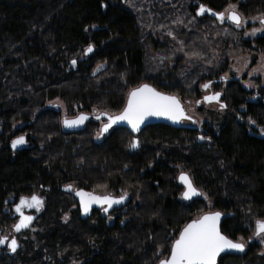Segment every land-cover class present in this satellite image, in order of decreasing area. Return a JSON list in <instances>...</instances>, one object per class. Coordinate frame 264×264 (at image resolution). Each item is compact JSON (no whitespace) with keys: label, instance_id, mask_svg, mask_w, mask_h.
<instances>
[{"label":"trees","instance_id":"obj_1","mask_svg":"<svg viewBox=\"0 0 264 264\" xmlns=\"http://www.w3.org/2000/svg\"><path fill=\"white\" fill-rule=\"evenodd\" d=\"M129 2L0 0V235L12 232L14 202L44 197L34 230L17 234L18 248L2 253L0 264H158L184 225L205 213L220 212L221 231L234 241L248 238L254 219H264V102L237 81L223 88L225 108L198 109L211 119L201 129L191 117L189 124H153L137 134L115 127L99 139L98 120L63 130L53 100L69 116L75 110L116 114L143 83L178 98H199L194 78L221 88L226 60L216 69L182 68L177 77L172 70L156 73L155 65L147 69L149 54L160 48ZM229 4L244 17L264 13V0L185 3L191 11L204 5L215 12ZM206 18L213 20H198ZM236 42L234 53L264 56V34ZM89 45L93 51L85 54ZM201 71L209 73L200 77ZM20 136L26 143L12 150ZM134 139L136 149L130 147ZM180 172L206 199H181ZM66 185L127 193V201L108 215L94 211L81 219ZM217 264H264V250L248 241L243 252L226 253Z\"/></svg>","mask_w":264,"mask_h":264},{"label":"rangeland","instance_id":"obj_2","mask_svg":"<svg viewBox=\"0 0 264 264\" xmlns=\"http://www.w3.org/2000/svg\"><path fill=\"white\" fill-rule=\"evenodd\" d=\"M185 3L187 4V0H130L128 6L137 16L142 27L153 34L152 45H157L160 48L155 53L151 52L149 54L147 69L148 65H155L154 71L156 73H166L172 70L173 77H177L182 68H184L185 73H189L190 69L192 67L196 68L198 64L200 67L207 65L208 68L216 69L220 68L223 61L226 60L224 61L227 63L226 71L218 78L222 81L221 88L218 89L215 85H212L208 91H203L202 85L209 83V80L202 79L197 83V79L194 78L192 84L197 86V90L200 92L199 98L190 96L180 98L187 115L196 118L197 128L201 129L203 122L211 121V119L200 117L198 109L202 108L203 113L206 114L211 111H218L220 108V104L217 103H204L202 100L204 95L217 91L222 93L224 86L230 80L237 81L245 90L252 91V99L261 98L264 102V95H259V92L264 94V56L258 54L255 58L246 53H234L236 51V41L237 39L239 41L240 37L242 40H253L264 34V25L260 23V17L264 16V13L251 17L241 15L244 23L241 28H236L227 20L224 23H218L214 19L210 21L207 18L204 21L198 20L200 17L195 14V10L188 9ZM229 5H235L237 10V4ZM229 5L223 10L225 16H227L226 10ZM253 29H259V31L255 35H251ZM253 59H255L254 63H252ZM160 65L165 68L163 72L159 69ZM175 68H177L176 71ZM208 73L209 71H201L199 76H206ZM222 77L224 79H221ZM197 101H201V103L197 104ZM222 102L225 104L224 101ZM50 104L60 110L61 119L75 117L80 113L75 110L74 115L69 116L59 100H53ZM101 122L99 120V126ZM182 122L183 124H189L185 121ZM200 193L202 192L200 191ZM99 194H110V192ZM200 197L206 199V194L202 193ZM41 199L44 201V197H41ZM108 220H111V218ZM257 220L264 219H254L248 238L238 237L236 242L244 243L245 248L248 246V241L257 242L261 246V251H263L264 243L261 242L260 237L255 236ZM28 230H34L32 225Z\"/></svg>","mask_w":264,"mask_h":264},{"label":"snow or ice","instance_id":"obj_3","mask_svg":"<svg viewBox=\"0 0 264 264\" xmlns=\"http://www.w3.org/2000/svg\"><path fill=\"white\" fill-rule=\"evenodd\" d=\"M227 16L224 12H212L211 9L200 5L197 15H202L206 12L215 16L221 22L227 20L236 28H241L244 23L241 14L236 10L235 5H229L226 10ZM260 23L264 25V16L260 17ZM259 29H253L251 35H255ZM171 35V33H169ZM247 35V33H246ZM93 47L91 45L85 50V54L91 53ZM75 66L76 61H72ZM221 79H224L223 77ZM211 87V83L202 85V88L207 90ZM220 93H213L205 95L203 102L211 103L218 102ZM197 104L201 101H197ZM223 109L226 107L220 104ZM101 116L107 118V123H104L99 130L97 138L99 139L104 133H107L113 125L125 122L131 127L133 132L140 131L141 124L148 117H163L168 120L178 123L181 120H189L191 117L185 114L180 101L175 96L165 95L158 92L155 88L149 85H141L140 87L128 93L127 102L119 115H111L107 112H102L97 115L95 119L100 120ZM89 117L81 113L73 119L65 118L63 125L66 128L79 127L84 124ZM195 123V121H193ZM254 123V122H253ZM203 139V137H201ZM26 143L24 136L12 140L11 147L16 149ZM139 146V141L132 140L130 147L136 149ZM179 182L184 186L182 197L184 200H191L193 197L200 196V193L193 185L190 177L181 172L178 176ZM98 187H106L104 185ZM66 191H73L72 185L65 186ZM75 195L79 197L80 208L84 214H88L93 205L105 206L103 211L108 212L115 204H121L126 199L127 193L115 198L109 194H96L95 192H85L83 189H75ZM206 198V197H205ZM44 201L40 196L32 194L29 197L21 196L19 203L15 205L14 212L18 215V222L13 225V231L19 233L22 229L28 228L34 217L26 215L25 209H35L39 212L43 206ZM220 212H210L200 216L198 219L192 220L190 223L184 225L180 230L178 238H176L170 247V254L168 257L159 260V264H217V257L226 250H237L243 252L245 249L244 243L234 242L227 235L223 234L220 228ZM255 236L261 238L264 243V220L256 221ZM0 246H7V248L15 252L18 247V242L15 237L11 239L8 236H0Z\"/></svg>","mask_w":264,"mask_h":264},{"label":"water","instance_id":"obj_4","mask_svg":"<svg viewBox=\"0 0 264 264\" xmlns=\"http://www.w3.org/2000/svg\"><path fill=\"white\" fill-rule=\"evenodd\" d=\"M198 11H199V9H198ZM212 12H215V11H213L212 10ZM207 14H209L210 16H212V17H215L214 15H212V14H210V13H208V12H206ZM149 85L150 87H152V88H154L152 85H150V84H148V83H143V84H141V85ZM141 85H139V86H137L136 88H138V87H140ZM136 88H134V89H136ZM134 89H132V90H134ZM131 90V91H132ZM157 90V89H156ZM158 92H161V91H159V90H157ZM161 93H163V94H165V95H169V96H175V95H171V94H168V93H164V92H161ZM127 97H128V95H127ZM175 97H177V96H175ZM178 98V97H177ZM178 100L180 101V103H181V106H182V108L184 109V107H183V103L181 102V100H180V98H178ZM126 102H127V98H126V101H125V105H126ZM205 103V102H204ZM206 104H208V103H206ZM124 105V106H125ZM124 108V107H123ZM123 110V109H122ZM121 110V111H122ZM185 110V109H184ZM120 111V112H121ZM119 112V113H120ZM81 113H83V114H86L88 117H89V119L88 120H90L91 118H93V119H95V117L97 116V115H100V113L99 114H97V115H94V116H91L90 114H87V113H84V112H81ZM81 113H79L78 115H80ZM119 113H117V114H114V115H119ZM185 114L187 115V113H186V111H185ZM78 115H76V116H78ZM75 116V117H76ZM188 116V115H187ZM75 117H72V118H67V119H73V118H75ZM190 117V116H189ZM65 119V118H64ZM64 119H62V128H63V130L64 131H66V132H75V131H79V130H81L83 127H84V125H85V123L88 121V120H86L85 122H84V124L83 125H81V126H79V127H73V128H66V127H64V125H63V121H64ZM97 120V119H96ZM100 120H103L104 121V123H107V118L106 117H104V116H101V119ZM182 121H192V118L191 119H189V120H181L180 122H178V123H174L173 121H171V120H168V119H166V118H163V117H148L145 121H144V123L143 124H141V126H140V131L144 128V127H146V126H149V125H153V124H165V125H170V126H175V127H177V126H179L180 125V123L182 122ZM103 123V124H104ZM102 124V125H103ZM102 127V126H101ZM115 127H124V128H126V129H128L131 133H133V134H137V133H139L140 131H138V132H133L132 130H131V127L129 126V125H127V123H125V122H120V123H117V124H115V125H113L112 126V128H115ZM112 128H110L109 130H111ZM109 132V131H108ZM107 132V133H108ZM107 133H104L103 135H105V134H107ZM21 146H18L16 149H13L12 147V150H17V149H19ZM185 173V172H184ZM187 174V173H186ZM180 175V173L178 174V176ZM188 175V174H187ZM178 176H177V183L183 188V191H184V186L179 182V180H178ZM189 176V175H188ZM190 177V176H189ZM191 179V178H190ZM194 185V184H193ZM195 187V186H194ZM196 188V187H195ZM197 189V188H196ZM198 190V189H197ZM85 191V190H84ZM183 191H182V193H183ZM199 191V190H198ZM85 192H87V191H85ZM200 192V191H199ZM182 193H181V199L183 200V201H186V202H188V201H191V200H193V199H196V198H199L200 196H196V197H193L191 200H184L183 199V197H182ZM110 195V194H109ZM72 196H73V198L75 199V201L77 202V204H78V210H79V213H80V217H81V219H87V218H89L90 216H91V214H92V212L94 211V210H100V209H102L103 210V207H106V205L105 206H103V207H101V206H97V205H93L92 206V208L90 209V211H89V213L88 214H84L83 212H82V210H81V208H80V201H79V197H77L76 195H75V189L72 191ZM111 196H113V195H111ZM113 197H115V198H119L120 196H113ZM126 201H127V198L124 200V202L123 203H121V204H115V205H113L112 206V208H110L109 210H108V212L107 213H105L104 211V215H108L109 213H111L113 210H115V209H119V208H121V207H123L124 206V204L126 203ZM18 203H19V201H18ZM14 208H15V206H14ZM28 210H30V209H28ZM205 214H207V213H205ZM205 214H203V215H205ZM28 215H32L33 217H34V219H33V221L31 222V224L29 225V227L32 225V223L34 222V220H35V218H36V215H34V214H28ZM18 216V215H17ZM202 216V215H201ZM200 217V216H199ZM199 217H197V218H195V219H198ZM222 218H223V216L221 215V218H220V225H221V221H222ZM18 219H19V217H18ZM194 220V219H193ZM192 221V220H191ZM191 221H189L188 223H190ZM17 222H18V220H17ZM16 222V223H17ZM28 227V228H29ZM28 228H25V229H22L19 233H21V232H23V231H25V230H27ZM182 230V229H181ZM14 232V231H13ZM15 234H19V233H17V232H14ZM179 235V234H178ZM177 238H178V236H177ZM234 242H236V241H234ZM0 247H2V246H0ZM226 253H240V251H237V250H231V249H229V250H226L225 252H222L218 257H217V261H218V258L220 257V256H222V255H224V254H226ZM169 254H170V252H169ZM169 254H168V256H169ZM167 256V257H168ZM159 264V263H158Z\"/></svg>","mask_w":264,"mask_h":264},{"label":"flooded vegetation","instance_id":"obj_5","mask_svg":"<svg viewBox=\"0 0 264 264\" xmlns=\"http://www.w3.org/2000/svg\"><path fill=\"white\" fill-rule=\"evenodd\" d=\"M206 7V6H205ZM200 8V5H197L196 6V8H195V14L197 15V12H198V9ZM206 8H208V7H206ZM209 9V8H208ZM198 17H209V18H211V19H214V20H216L217 22H219V23H224L225 21H223V22H221V21H219V20H217L215 17H212V16H210L209 14H207V13H204V14H202V15H198ZM223 25V24H222ZM259 37V36H258ZM207 84V83H206ZM211 87H212V85H211ZM210 87V88H211ZM209 88V89H210ZM209 89H207V90H205V89H203L202 88V90L203 91H208ZM218 93H220L221 95H220V98H219V101L218 102H216V101H213V102H211V103H217V104H224L222 101H221V98H222V93L221 92H219V91H217ZM217 92H214V93H217ZM211 94H213V93H209V94H207V95H211ZM205 96V95H204ZM203 100V99H202ZM209 104V103H208ZM72 118V117H71ZM104 123V121L102 120V122H101V125H100V127L102 126V124ZM74 189V188H73ZM67 192H72V191H67ZM72 194V193H71ZM110 195H114V194H112V193H110ZM114 196H117V195H114ZM18 201H19V199L16 201V202H14V204L12 205V212H11V218L13 219V221H14V223H13V225L17 222V220H18V216H17V214L14 212V206L18 203ZM77 208H78V204H77ZM116 210V209H115ZM25 211V214L26 215H28V214H34V215H36V217H37V214L39 213V212H37L35 209H30V210H28V209H25L24 210ZM94 211H98L100 214H103L104 215V212H103V210L102 209H100V210H94ZM93 211V212H94ZM114 211V210H113ZM112 211V212H113ZM92 212V213H93ZM28 230V229H27ZM27 230H25V231H27ZM25 231H23V232H25ZM22 233V232H21ZM20 234V233H19ZM16 235L17 234H15L14 232H13V226H12V232H9V233H4V232H2L1 233V235L0 236H8L10 239L12 238V237H15L16 238ZM17 239V238H16ZM18 241V240H17ZM18 248V247H17ZM5 252H12V251H10L8 248H7V246H2V247H0V257H1V255H2V253H5Z\"/></svg>","mask_w":264,"mask_h":264},{"label":"bare ground","instance_id":"obj_6","mask_svg":"<svg viewBox=\"0 0 264 264\" xmlns=\"http://www.w3.org/2000/svg\"><path fill=\"white\" fill-rule=\"evenodd\" d=\"M198 16V15H197ZM145 73V72H144ZM143 76H144V74H143ZM125 105V104H124ZM123 109V108H122ZM102 113V112H101ZM119 113V112H118ZM87 114H89V113H87ZM97 114H99V113H96V114H90L91 116H94V115H97ZM117 114V113H116ZM111 115H114V114H111ZM91 119H93V118H91ZM90 119V120H91ZM93 120H96V119H93ZM89 121V120H88ZM99 121V120H98ZM100 121H102V120H100ZM86 124V123H85ZM181 124V123H180ZM101 128V127H100ZM110 131V130H109ZM12 149V148H11ZM178 176V175H177ZM176 180H177V178H176ZM72 193V192H71Z\"/></svg>","mask_w":264,"mask_h":264}]
</instances>
